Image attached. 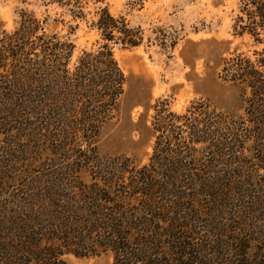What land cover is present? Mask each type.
Wrapping results in <instances>:
<instances>
[{
	"label": "trees",
	"instance_id": "trees-1",
	"mask_svg": "<svg viewBox=\"0 0 264 264\" xmlns=\"http://www.w3.org/2000/svg\"><path fill=\"white\" fill-rule=\"evenodd\" d=\"M86 4L59 5L83 20ZM243 6L249 22L238 24V35L249 33L264 44V0H243ZM96 14L93 27L102 44L75 63L74 44L48 34L47 19L33 15L34 21L23 20L13 34L0 31V135L5 138L0 197L10 184L18 185L0 202V264H67L66 254L87 258L107 252L114 253V264H181L193 248L184 222L204 213L194 205L183 207L186 194L173 188L190 179L199 187L198 197L216 205L208 216H218L224 202L214 175L182 166L187 156L172 147L178 140L191 146L202 142L196 130L188 140L159 135L150 165L140 170L98 157L100 131L115 118L125 94L127 76L113 46L136 48L143 34L106 7ZM256 55L257 61L243 55L226 60L223 75L252 91L249 106L257 114L250 120L263 127L264 53ZM221 151L214 152L217 159ZM40 158L44 162L35 166Z\"/></svg>",
	"mask_w": 264,
	"mask_h": 264
},
{
	"label": "rangeland",
	"instance_id": "rangeland-1",
	"mask_svg": "<svg viewBox=\"0 0 264 264\" xmlns=\"http://www.w3.org/2000/svg\"><path fill=\"white\" fill-rule=\"evenodd\" d=\"M67 1L0 0V31L13 34L33 15L47 19L48 34L74 44L75 63L84 51H96L102 44L93 27L100 9L108 8L112 16H122L131 28L141 30L140 46H113L127 76L125 94L115 118L100 131L98 157L140 170L150 165L159 135L188 140L196 130L202 142L191 146L178 140L172 147L187 156L182 166L212 173L226 196L217 207L219 215L212 217L205 213L216 208L213 199L198 197L199 187L190 179L173 188L186 194L183 207L194 205L204 213L184 222L191 229L186 241L193 248L181 264H264V125L250 120L257 114L249 106L252 91L223 75L226 60L243 55L257 61L261 57L256 53H264V44L252 35H238V24L249 22L243 0H88L83 20H74L69 8L59 5ZM254 131L263 135L258 138ZM4 140L0 135V145ZM218 148L222 156L217 159ZM17 187V182L10 184L0 202ZM114 256L66 254L63 259L67 264H114Z\"/></svg>",
	"mask_w": 264,
	"mask_h": 264
}]
</instances>
